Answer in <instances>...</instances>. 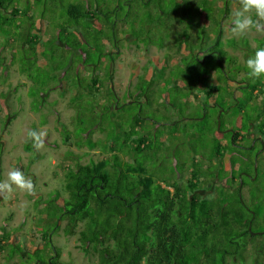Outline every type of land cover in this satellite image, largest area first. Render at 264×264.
Wrapping results in <instances>:
<instances>
[{"label": "trees", "instance_id": "obj_1", "mask_svg": "<svg viewBox=\"0 0 264 264\" xmlns=\"http://www.w3.org/2000/svg\"><path fill=\"white\" fill-rule=\"evenodd\" d=\"M105 1L102 0L104 7H100L98 0H80L66 5V16L62 18V25L59 23L55 37L46 38L44 43L33 37L19 35L20 38L23 37L21 46L23 43L27 44L24 49L26 54L29 51L35 55V47L38 44L42 53L44 45L52 41L57 46L53 53L68 59L66 65L56 62L51 73L42 79L43 83H51L55 79L60 82L59 71L69 69L75 58L78 59L77 65H73L76 73L83 78V71L88 72L86 77H89V82L80 80L88 94L99 91L104 87V82L109 83L108 63L112 61L117 49L115 31L129 34L128 28H134L137 24L139 17L134 12V5L145 7V19H140L144 24L154 22L166 26V22L173 21L175 27L179 28L182 25L181 19L184 18H177L176 15L181 0H175L173 5H164L160 0H110V4H105ZM230 1L234 0H190L187 4V22L199 26L212 23L218 26V30L212 45L193 49L192 43L187 44V49L189 48L192 54L187 63V72L194 68V78L198 79L190 85L202 90V96H199L198 100L202 110L200 113L190 114L191 118L188 119L199 121V131L205 129L212 143L207 147L208 153L199 164L192 157L187 167L189 176L186 184L181 185L175 180L168 185L165 183L168 186L166 187L161 182L153 181V175L147 173V168L138 160L146 153V148L150 149V145L155 143L157 136L154 134L149 138L145 133H138L137 130L141 128L142 119H145L144 114L148 110L137 107V110L130 111L131 121L123 126L124 129L120 128L121 133L111 130L116 131L118 136L121 135L123 140L122 143L108 145L109 157L68 168L64 173L65 196L61 201L50 198L43 202H48L49 208L57 204L58 210L53 214L58 219L56 229L59 228V223L64 221L62 229L65 234L71 233L78 223L83 224L77 231L79 248L84 254H96L97 264H244L247 245L250 246L254 264L258 256L264 258V239L256 244L251 243L254 235L264 234V206L260 204V201L264 202V188L260 191L258 187L259 171L264 182V144L261 142L264 139V76L252 80L249 84L242 81L236 84L225 76L226 61H223V58L230 63L235 60L234 54L220 47L221 22L228 13ZM10 4V0H0V33L2 36L6 35L7 39L10 26L21 29L33 27L29 15L24 20L27 24L24 26L20 24L23 22L17 23L13 20L17 8L13 6L8 9ZM123 6L127 8L120 12ZM165 10L170 12L166 14L167 17L171 13L173 16L163 21L159 14ZM219 10H222V15L215 17L216 11ZM187 32L190 38L193 31L187 27ZM202 36L204 40L205 36ZM234 39L226 38V45L232 50L237 47ZM255 40L252 46L247 38H243L241 48H238L244 51L243 62L246 69V60L253 56L258 48L264 47V35ZM158 47L164 48L163 45ZM168 55L169 53L161 59L160 65L157 64L159 67L157 66L156 70L161 71L160 78L167 76L164 67L168 61L171 63L172 56H177L172 54L167 59ZM27 69L24 67L20 71L25 72ZM99 70L104 71L102 81L98 79ZM150 74H153V71ZM142 76L148 81L147 76ZM221 77L223 80L220 85L217 80ZM175 78L176 80L169 84L175 93H179L183 86L180 79ZM224 81H231L232 88H228L226 83L223 85ZM219 88H222V94ZM108 90L104 89L106 103L109 102L108 98L113 96V92ZM189 95L193 93L187 91V96ZM137 97L141 96L137 95L135 99L132 96L126 97L120 105L113 97L112 106H104L101 116L104 117L103 113H106L107 108L111 112L116 109L113 108L114 105L117 109L121 105L131 108V104L143 102ZM197 97V94L193 95L194 100ZM147 101L149 104L150 98ZM233 108L235 110H232ZM97 123L96 121L85 128L87 134L93 129L108 132L104 127L96 128ZM56 127L64 135L62 142H67L68 132L65 125L57 121ZM82 129L81 126L80 134ZM220 135L221 142L217 139ZM126 141L130 145L128 148L123 147ZM255 141L259 143L257 150L254 153L248 152ZM88 144L93 145L91 141ZM127 150L131 153V161L118 156V153H125ZM237 158L249 161V166L239 162ZM204 176L217 177V180L224 181L222 186L213 188L215 195L201 196L194 192L199 183H205L203 185L206 189L211 188L210 180ZM242 188H245L246 198L242 196ZM188 191L191 193L188 194ZM256 225L262 227V232L250 234L251 230L257 231L253 230ZM40 235L42 245L28 252L26 256L35 255L36 264H57L56 247L50 243V237L47 240L44 234ZM47 245L49 247L46 249ZM41 250L47 254L46 260L39 258Z\"/></svg>", "mask_w": 264, "mask_h": 264}, {"label": "rangeland", "instance_id": "obj_2", "mask_svg": "<svg viewBox=\"0 0 264 264\" xmlns=\"http://www.w3.org/2000/svg\"><path fill=\"white\" fill-rule=\"evenodd\" d=\"M79 1L10 0L11 4L8 6V9L13 6L17 8L16 16H12L15 22H23L20 24L24 26L26 24L24 20L29 15L33 27L21 29L14 25L10 26L8 39L6 35L2 36L0 33V181L7 179V174L11 169L19 168L26 176L33 179L36 191L35 195L30 196L17 189L8 199L0 196V264H36L35 255H26L42 245L40 234H44L47 240L50 237V243L56 247L58 251L57 264L98 263L96 254H84L79 248L77 231L83 227V224L78 223L71 233L65 234L62 229L64 221H61L59 228L56 229L58 219L53 214L58 210L57 204L49 208L48 202H43L50 198L61 201L65 196L63 191L64 173L68 168L75 164H85L90 160L97 161L109 157L108 145L122 143V136L119 135V137L117 132L121 133L120 128L124 129L123 126L131 121L130 111H135L138 108L148 110L144 114L145 119H142L141 128L137 131L139 134L145 133L149 138L155 134L157 140L150 145V149L146 148L145 154L147 155H142L145 151L140 153L142 157H139L138 160L147 168V173L153 175V181L161 182L162 185L165 183L168 185L175 180L177 183L185 185L189 176L187 167H189L192 157L199 164L203 156L205 157L208 153L207 147H210L209 145L212 143L205 129L199 131V121L188 119L191 118L190 114L200 113L202 110L200 101H198L199 96H202V90L190 85L197 82L198 79L194 78L196 74L194 68L187 72V63L192 57L189 48L187 49V44L192 43L193 49L198 46L204 48L212 45L216 40L218 26H214L212 23L199 26L187 22V4L190 3V0H181V6L176 15L177 18H184L181 19L182 25L179 28L175 27L173 21H168L171 26L167 22L166 26L154 22L144 24L140 19H145L146 15L143 14L145 7L134 5V12L139 17L137 24L134 28H128L129 34H122L119 30L115 31L117 49L112 61L108 63L109 83L104 82V87L99 91L88 94L80 81L89 82V77H86L88 72L83 71L84 75L82 74L83 78H81L73 68V65H77V58L69 69L65 68L59 71L60 82L55 79L51 83L50 81L43 83L42 79L51 73L56 62L66 65L68 59L58 53H53L57 46L52 41L44 45L42 53H40L41 46L38 44L35 47V55L29 51L26 54L24 49L27 48V44L23 43L21 46L20 41L23 37H19V35L33 37L41 43H44L46 38L55 37L58 24L62 25V18L66 16L64 15L66 5ZM160 1L164 5H173L175 0ZM105 2H107L105 4H110V0ZM98 3L100 7L105 6L102 0H98ZM238 7V0L230 1L228 4V13L221 22L220 47L235 55V60L231 63L223 58V61H226L225 76L234 83L242 81L249 84L254 79L249 77L247 73L249 70L244 67V51L238 48H241L243 38H247L253 46L256 42L255 38L263 36L264 32H257L253 29L243 36H233L229 32L228 26L232 19V12ZM126 8L123 6L120 12H124ZM168 13L170 12L165 10L159 14V18L163 21L166 18H171L173 14L171 13L167 17ZM215 14V17L221 16L222 10L216 11ZM253 19H256L254 14ZM126 20L128 19L126 18ZM29 26L31 25L29 24ZM187 27L193 31L190 38ZM196 33L198 34L196 35ZM202 35L205 36L204 40H202ZM228 37L235 38L234 43L237 47L234 49L236 50L227 47L226 38ZM48 44L50 45L47 46ZM161 45L164 48L158 47ZM167 53H169L167 59L172 54H176L178 58L172 56L171 63L168 61L164 67L165 74L168 73L167 76L160 78L161 71L156 69ZM34 59L36 60L34 61ZM174 62L175 65H173ZM24 67L28 68L27 71H20ZM152 71L153 74H150ZM103 72V70L97 72L99 81H102ZM142 75L147 76L148 81L144 80ZM174 77H178L181 86H183L179 93H175L169 84L176 80ZM219 79L217 83L221 85L223 79L222 77ZM232 82L224 81L223 85L226 83L231 89ZM42 84L45 86H40ZM71 85L73 86L71 87ZM106 88L113 92V96L108 98L109 102L107 103L104 93V89L108 90ZM218 90L220 94L223 93L222 88ZM187 91L188 93L192 92L193 95L197 94L198 97L194 100L193 95L187 96ZM137 95L141 96L137 98L143 102L131 104V108L121 105L117 109V106L114 105L113 108L117 110L113 109L111 112L107 108L106 113H103L104 117L101 116L104 106H112L113 97L120 105L124 98L132 96L135 99ZM172 97L175 99L172 100ZM148 98H150L149 104H147ZM57 121L65 125V130L68 132L67 142H62L64 135L56 127ZM96 121L98 122L96 128L104 127L108 132L104 133L93 129L90 134H87L88 131L85 128L90 124H95ZM173 123L175 124L171 125ZM81 126L83 132L80 134ZM28 130L47 132L44 148L36 150L32 146L27 137ZM221 138V135L217 137L219 142H221ZM87 139L93 143L92 146H88L90 141ZM261 142L264 144V139ZM252 143L254 145L248 149L250 153H254L259 146L256 141ZM125 146L130 147L127 141L123 147ZM118 156L123 160H132L128 150L125 153H118ZM237 159L249 166V161ZM252 171L255 172L254 169ZM262 172L264 176V166ZM258 176L260 184L258 187L261 191L264 188V182L260 171ZM206 178L210 180L211 188L206 189L203 185L205 183H199L194 192L201 196L215 195L213 188L222 186L224 181L217 180V177L210 178L208 176ZM241 192L243 198H246L245 188H242ZM189 193L191 192L188 191ZM39 199L43 201L40 202ZM260 204L264 206L263 201H260ZM50 206H52L51 203ZM253 230L257 231L251 230L250 234L260 233L263 229L256 225L253 226ZM253 237L251 243L256 244L264 239V234ZM246 247L244 264H254L250 246ZM46 257L47 254L41 250L39 258L46 260ZM258 257L255 264H264V258L261 255Z\"/></svg>", "mask_w": 264, "mask_h": 264}, {"label": "clouds", "instance_id": "obj_3", "mask_svg": "<svg viewBox=\"0 0 264 264\" xmlns=\"http://www.w3.org/2000/svg\"><path fill=\"white\" fill-rule=\"evenodd\" d=\"M239 7L232 12L228 30L233 36H243L253 29L257 32H264V0H238ZM253 14L256 19H253ZM246 67L249 70L250 78L259 79L264 76V47L258 48L255 54L246 60ZM46 131L28 130L27 137L36 150L45 146ZM35 195L33 179L26 176L19 168L11 169L7 179L0 181V196L5 199L15 190Z\"/></svg>", "mask_w": 264, "mask_h": 264}, {"label": "water", "instance_id": "obj_4", "mask_svg": "<svg viewBox=\"0 0 264 264\" xmlns=\"http://www.w3.org/2000/svg\"><path fill=\"white\" fill-rule=\"evenodd\" d=\"M217 127H218V121H217ZM249 230V229H248Z\"/></svg>", "mask_w": 264, "mask_h": 264}]
</instances>
